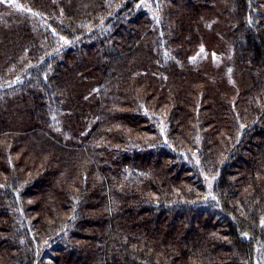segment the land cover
<instances>
[{"label": "trees", "instance_id": "1", "mask_svg": "<svg viewBox=\"0 0 264 264\" xmlns=\"http://www.w3.org/2000/svg\"><path fill=\"white\" fill-rule=\"evenodd\" d=\"M158 2L0 3V264H254L264 0Z\"/></svg>", "mask_w": 264, "mask_h": 264}, {"label": "rangeland", "instance_id": "2", "mask_svg": "<svg viewBox=\"0 0 264 264\" xmlns=\"http://www.w3.org/2000/svg\"><path fill=\"white\" fill-rule=\"evenodd\" d=\"M147 1L146 9L148 11H154L157 10L158 6L160 3L158 0H145ZM210 192V188H209ZM211 194H209L210 196ZM254 264H264V242H261V244L258 246L256 253H255V258H254Z\"/></svg>", "mask_w": 264, "mask_h": 264}, {"label": "snow or ice", "instance_id": "3", "mask_svg": "<svg viewBox=\"0 0 264 264\" xmlns=\"http://www.w3.org/2000/svg\"><path fill=\"white\" fill-rule=\"evenodd\" d=\"M0 3H8V0H0ZM16 7H19V5H16ZM203 51V49H201Z\"/></svg>", "mask_w": 264, "mask_h": 264}]
</instances>
